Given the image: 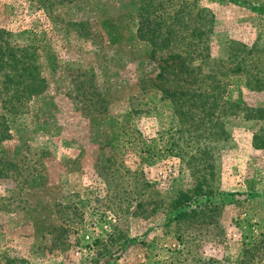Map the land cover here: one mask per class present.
Segmentation results:
<instances>
[{"label": "rangeland", "instance_id": "obj_1", "mask_svg": "<svg viewBox=\"0 0 264 264\" xmlns=\"http://www.w3.org/2000/svg\"><path fill=\"white\" fill-rule=\"evenodd\" d=\"M197 2L213 14L209 56L226 58L234 42L253 48L248 60L264 72V0ZM138 7L0 0L5 38L34 48L45 79L20 113L0 118L11 134L0 156L16 164L0 176V264H264V91L242 74L221 78L223 98L244 109L225 116L220 108L227 133L218 139L214 118L196 131L199 110L183 116L172 100L178 64L130 36ZM106 16L117 44L100 26ZM113 135L132 143L111 150ZM199 184L198 198L211 196L213 207L167 224L169 203Z\"/></svg>", "mask_w": 264, "mask_h": 264}, {"label": "trees", "instance_id": "obj_2", "mask_svg": "<svg viewBox=\"0 0 264 264\" xmlns=\"http://www.w3.org/2000/svg\"><path fill=\"white\" fill-rule=\"evenodd\" d=\"M197 1L139 0L136 31L130 36L148 41L151 57H156L158 52L165 50L167 54L160 55L159 59L163 63L171 61L178 64L179 71L174 75V80L178 82L179 88L172 92V100L178 113L186 116L193 115V110H199L198 113L202 115L197 120L196 131L202 129L200 125L205 123L204 120L214 118L212 126L210 125V137L218 139L227 133L220 120V108L225 110V116H237L244 109L243 105L230 96L223 98L220 87L224 81L221 78L242 74L246 86H250L249 89L264 91V72L255 60H248L253 48L248 49L234 42L231 43L226 58L215 59L209 56L205 36L211 30L213 14L207 6ZM100 26L109 43L121 42V35L112 17H104ZM196 61H199V64H195ZM202 65H207L206 71L202 70ZM157 77L165 81L162 67ZM44 89L45 79L41 74L40 61L34 48L11 46L5 38L4 28H0V100L4 110L0 118L5 119L6 114L17 115L34 95L42 93ZM10 137L11 134L0 131V143ZM126 142L129 141L113 135L109 146L114 150L116 146L123 147ZM156 149L158 147L155 143L153 151ZM192 159H195L194 154L189 155L190 164ZM15 167L14 162L5 161L0 156V176H9ZM197 188L204 190L202 184L181 190L169 203L165 214L167 224L190 222L197 213L211 208L214 204L211 196L202 193L206 197L201 201ZM227 195L233 196L234 193L229 192ZM121 238L120 235L113 236L120 246Z\"/></svg>", "mask_w": 264, "mask_h": 264}]
</instances>
